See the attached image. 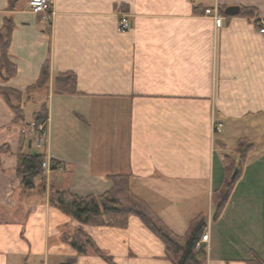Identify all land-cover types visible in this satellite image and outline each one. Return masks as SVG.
Listing matches in <instances>:
<instances>
[{
    "label": "crops",
    "instance_id": "crops-1",
    "mask_svg": "<svg viewBox=\"0 0 264 264\" xmlns=\"http://www.w3.org/2000/svg\"><path fill=\"white\" fill-rule=\"evenodd\" d=\"M50 1L46 17L32 14L28 0L14 9L0 0V30L6 20L14 25L9 54L17 68L5 86L24 92L45 62L50 72L48 90L30 102L31 117L46 105L44 144L33 136L23 147L45 154L49 167L32 191L15 175L22 125L0 96V148H8L0 155V264H171L136 217L121 229L82 227L109 261L62 241L79 224L49 204L50 188L99 196L116 176L129 177L132 192L178 236L205 216L206 264L263 258L264 0ZM232 6L253 15L219 12ZM215 8L220 28L204 13ZM120 15L131 24L126 33L117 31ZM65 73L75 75L76 95L53 92ZM243 138L253 149L214 218L223 160L238 163L233 147Z\"/></svg>",
    "mask_w": 264,
    "mask_h": 264
},
{
    "label": "trees",
    "instance_id": "trees-1",
    "mask_svg": "<svg viewBox=\"0 0 264 264\" xmlns=\"http://www.w3.org/2000/svg\"><path fill=\"white\" fill-rule=\"evenodd\" d=\"M18 0H9V9H14ZM221 14L224 10L220 9ZM253 10L240 8L239 17H251ZM14 25L6 20L0 30V96L14 114V122L20 123L22 129L28 128L25 123L24 107L35 100L34 95L46 93L50 80L49 64L45 62L40 70L37 81L26 88L24 92L14 90L5 86L16 73V65L11 61L9 48ZM53 92L58 95H76V77L72 73L59 74L54 78ZM48 114L46 105L33 113L31 122L42 125L47 122ZM21 147L16 155L15 175L21 189L25 192L36 189L35 182L43 180L44 169L42 164L46 160L45 154H25L23 147L26 137L21 134ZM253 145L249 140L240 139L233 147V153L238 157L236 164L230 157H225L223 166L225 178L219 189L213 195L215 207L214 218L219 217L225 207L229 195L235 184L236 176L242 171ZM8 153V148H0V155ZM57 164L50 163V170H54ZM1 168V161H0ZM236 175V176H235ZM112 187L109 191L99 196L78 197L69 192L50 188L49 204L61 211L66 216L75 220L79 227L71 234H64L62 241L70 246L79 255L92 252L105 261H109L94 242L84 232V226L126 228L130 217L138 218L142 224L158 237L165 247L166 258L171 264H206L207 253L205 246L196 247L206 230L205 216L199 215L190 221L184 236L174 234L143 200L138 198L130 188V178L127 176H116L111 178ZM41 185V184H40ZM40 191H45V185L40 186ZM247 264H264L263 258L251 253Z\"/></svg>",
    "mask_w": 264,
    "mask_h": 264
},
{
    "label": "built area",
    "instance_id": "built-area-1",
    "mask_svg": "<svg viewBox=\"0 0 264 264\" xmlns=\"http://www.w3.org/2000/svg\"><path fill=\"white\" fill-rule=\"evenodd\" d=\"M28 8L32 14L50 16L51 15V1L50 0H28ZM206 15L211 16L214 20L216 28H220L223 25V18L219 15L218 9H208L204 12ZM131 30V24L125 15H120L117 22V31L120 33H126ZM258 32L264 39V19L258 20ZM46 125H36L34 122H30L28 128L21 129V134L26 138L35 136L36 146L42 147L45 140ZM44 173L49 171V167L46 162L42 164ZM207 242V235H203L200 241L196 244V247H200L203 243Z\"/></svg>",
    "mask_w": 264,
    "mask_h": 264
},
{
    "label": "water",
    "instance_id": "water-1",
    "mask_svg": "<svg viewBox=\"0 0 264 264\" xmlns=\"http://www.w3.org/2000/svg\"><path fill=\"white\" fill-rule=\"evenodd\" d=\"M224 13L228 16H236L239 13V7L232 6L225 9Z\"/></svg>",
    "mask_w": 264,
    "mask_h": 264
},
{
    "label": "rangeland",
    "instance_id": "rangeland-1",
    "mask_svg": "<svg viewBox=\"0 0 264 264\" xmlns=\"http://www.w3.org/2000/svg\"><path fill=\"white\" fill-rule=\"evenodd\" d=\"M34 108V104H28L25 109V114L27 115V120L31 119L30 111ZM216 131H219L218 127L215 129Z\"/></svg>",
    "mask_w": 264,
    "mask_h": 264
}]
</instances>
